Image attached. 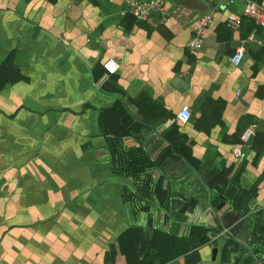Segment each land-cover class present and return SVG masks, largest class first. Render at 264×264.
<instances>
[{
    "label": "crops",
    "instance_id": "obj_1",
    "mask_svg": "<svg viewBox=\"0 0 264 264\" xmlns=\"http://www.w3.org/2000/svg\"><path fill=\"white\" fill-rule=\"evenodd\" d=\"M243 3L0 0V264H264V25Z\"/></svg>",
    "mask_w": 264,
    "mask_h": 264
},
{
    "label": "built area",
    "instance_id": "obj_2",
    "mask_svg": "<svg viewBox=\"0 0 264 264\" xmlns=\"http://www.w3.org/2000/svg\"><path fill=\"white\" fill-rule=\"evenodd\" d=\"M226 4H233L236 0H223ZM129 10L131 13L140 20H145L153 12H158L162 15V18L165 17L166 13V0H126ZM242 14L250 15L257 18V22L260 25H264V6L259 4L255 0H244L242 7ZM213 18L212 11L201 12L195 20V27L193 33L190 36L188 42V48L192 53H196L199 47L203 36L206 32L207 26L211 23ZM229 19L239 20V17L234 13H228ZM250 37L253 36V31L249 34ZM244 56L243 46H237L234 51L230 54L229 60L233 64H238ZM103 68L107 73H113L117 70L119 63L114 58H107L102 62ZM176 119L180 122H186L190 116L191 111L188 105L183 104L176 111ZM255 133V129L252 124L246 125L240 132L239 138L240 141L246 142L251 136ZM232 152L237 159H240L242 156L240 143L236 144L232 148ZM226 230H220L215 235H220ZM215 235H213L215 237Z\"/></svg>",
    "mask_w": 264,
    "mask_h": 264
},
{
    "label": "trees",
    "instance_id": "obj_3",
    "mask_svg": "<svg viewBox=\"0 0 264 264\" xmlns=\"http://www.w3.org/2000/svg\"><path fill=\"white\" fill-rule=\"evenodd\" d=\"M225 173H223L224 175ZM221 175L218 176H214L213 178H211L210 183L216 185L220 190L227 189V193H230L231 188H227L228 186H223L224 182H222L220 179ZM207 228H205L203 225H196V224H192V230H190L189 234H192V238L194 240H197L198 243H202L205 241H209L211 236L215 235L216 233H218L220 230H213V233H210V230H206ZM225 232H223L222 234H225ZM234 242L231 239H227L226 240V247L225 249H227V251L229 252L232 249V244ZM196 264L197 263V256L195 252H191L189 255L186 256L185 259V263L184 264Z\"/></svg>",
    "mask_w": 264,
    "mask_h": 264
},
{
    "label": "water",
    "instance_id": "obj_4",
    "mask_svg": "<svg viewBox=\"0 0 264 264\" xmlns=\"http://www.w3.org/2000/svg\"><path fill=\"white\" fill-rule=\"evenodd\" d=\"M223 203H224V200H221L220 203L217 204L215 207H216V208H219ZM233 238H234V237H233ZM239 241H241V240H239ZM224 244H225V242L222 243V246H221L220 252H221L222 250H225V249H224L225 247L223 248ZM263 245H264V243H263ZM247 247H248V246H247ZM217 250H218V246H213V247H212V251H211V252H212V254H211V261H214V260H215ZM248 250H249V253L252 255V257H253L256 261H258L257 259H258V257H259L260 254H256L255 252H253V251L251 250V248H248ZM226 253H227V252H226ZM262 257H264V256H262ZM263 259H264V258H263ZM258 262H259V264H261L260 261H258Z\"/></svg>",
    "mask_w": 264,
    "mask_h": 264
}]
</instances>
